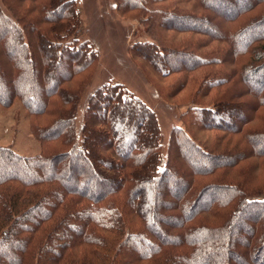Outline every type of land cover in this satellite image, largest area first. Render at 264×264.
Masks as SVG:
<instances>
[{"label": "trees", "instance_id": "trees-1", "mask_svg": "<svg viewBox=\"0 0 264 264\" xmlns=\"http://www.w3.org/2000/svg\"><path fill=\"white\" fill-rule=\"evenodd\" d=\"M5 1L12 18L0 12V83L12 85L0 105L22 103L42 152L0 147V264H215L223 255L224 264H264V200L256 198L264 187L244 172L248 160L258 161L253 172L264 165V32L255 34L264 29V0H216L221 8L215 0H121L151 35L184 36L175 46L131 48L149 72L176 77L169 99L192 96L180 116L188 131L172 129L164 156L155 113L120 84L89 94L77 131L99 55L77 38L76 0ZM37 84L45 91L36 106ZM189 128L216 135L202 145ZM193 155L209 165L194 168ZM165 184L179 192L162 199ZM240 224L246 230L232 247L229 233Z\"/></svg>", "mask_w": 264, "mask_h": 264}, {"label": "rangeland", "instance_id": "rangeland-1", "mask_svg": "<svg viewBox=\"0 0 264 264\" xmlns=\"http://www.w3.org/2000/svg\"><path fill=\"white\" fill-rule=\"evenodd\" d=\"M239 1L245 3L247 0ZM76 2L81 21L77 38L80 42L88 43L99 55L92 81L86 87L78 107L77 131L80 130L82 124L83 106L89 94L93 93L96 88L106 82L120 84L155 113L161 131L160 143L162 146V155L164 156L172 129L175 127L185 129V125L180 119V116L193 106V103H190L192 96L189 92H183L177 98L172 100L169 99L167 96V86L170 82H173V79L176 77L165 80L161 78V75L157 76L154 72H149L148 70L150 69L146 64H143L141 60L133 59L131 48L136 44L143 43H155L161 44V46L167 45V47L175 46L176 43H181L180 39H183L184 36H175V34L169 32H163L162 34V31H158V34L151 35L150 32H148V24H146L145 18H140V15L136 17V14L125 15L126 13L122 11L121 0H76ZM210 2H212V0ZM6 3L5 0H0V12L5 17L11 19V13L5 6ZM213 4L215 7L221 8L216 0ZM225 8L228 10L229 8L232 10L234 9L232 5L228 6L227 4L224 5L222 10H225ZM203 27L208 28L212 32H217L215 28L207 27L204 24ZM262 32H264V29L256 30L255 34ZM241 44L242 41L237 42L238 46ZM215 46L216 45H212L211 47L215 48ZM15 56L16 60L19 62L23 61L19 50L15 51ZM66 69V65H63L62 70L66 72ZM224 69H230V67L226 66L223 70ZM193 76L189 81L195 80L196 77L193 78ZM10 81L12 80L8 79L0 83L1 96H6L10 93V86L12 85ZM39 85L40 84H37V86L35 85L34 100L36 106L41 104L45 91V89ZM251 86L252 88L256 87V85L253 84ZM213 97L214 92L208 96L209 99H213ZM203 101L205 100L203 99ZM247 113L248 109H245L240 114V117H243ZM257 117L263 120L264 110H260ZM231 120L233 121V118H231ZM30 121L20 101H14V103L7 108L0 105V147L9 148L13 150L14 153L27 157L41 153L42 146L31 132ZM187 128L185 129L186 131H188ZM191 129L189 130L190 137L202 145L209 142L211 143L213 135H216L215 133L191 132ZM194 133L196 134L194 135ZM257 148H264V144L257 145ZM126 150L125 147L123 152H126ZM191 157V165L194 168H203L209 165V163L196 158L194 155ZM254 161L256 160H248L247 164L245 163V167L248 168L244 167V172L246 171L250 174L252 172L254 174L251 179L249 178L252 187H264V165L260 170L253 172L250 170V167L258 163V161ZM260 164H264V161H260ZM238 170L239 168L231 170L230 173L234 178L235 175L242 176L243 171ZM90 192H92L91 189ZM178 192L179 188L177 189L171 184H165L164 188L160 190V195L163 199L168 193L176 194ZM256 198L258 200H264V195L261 194V196ZM208 199V196L204 198L200 206ZM244 230H246V225L240 224L229 233V240L232 247L236 245L237 239ZM147 246H149L147 243L141 245V247L137 246V253L144 251ZM9 259L12 260V257H9ZM223 259L224 255L222 257L220 256L217 260L218 263L215 264H224ZM237 260H245V256H243V254L239 255ZM261 262L262 259H259L256 264H261Z\"/></svg>", "mask_w": 264, "mask_h": 264}]
</instances>
